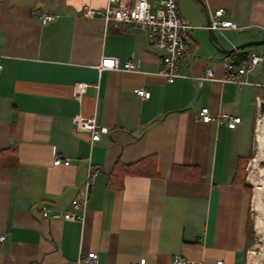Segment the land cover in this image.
Listing matches in <instances>:
<instances>
[{
	"label": "crops",
	"instance_id": "crops-1",
	"mask_svg": "<svg viewBox=\"0 0 264 264\" xmlns=\"http://www.w3.org/2000/svg\"><path fill=\"white\" fill-rule=\"evenodd\" d=\"M105 3L0 0V151L14 148L16 159L0 165V264H62L91 251L96 260L79 264H133L140 257L172 264L176 254L195 264H245L247 165L264 66L247 72V84L222 82L227 52L208 41L205 12L222 7L223 18L237 26L217 30L229 50L264 39V0H176L194 47L171 83L157 74L158 53L139 27L80 15L83 5ZM40 9L54 19L41 24ZM251 51L264 53V45L233 52ZM102 57L130 60L138 69L98 70ZM207 67L214 79L196 82ZM76 81L89 85L81 102L72 96ZM141 86L148 98L135 94ZM201 107L241 122L234 129L203 123ZM77 114L94 116L108 132L91 144L88 133L72 127ZM55 152L70 163L53 165ZM88 166L100 171L84 220L63 219L58 213L79 199Z\"/></svg>",
	"mask_w": 264,
	"mask_h": 264
},
{
	"label": "built area",
	"instance_id": "built-area-1",
	"mask_svg": "<svg viewBox=\"0 0 264 264\" xmlns=\"http://www.w3.org/2000/svg\"><path fill=\"white\" fill-rule=\"evenodd\" d=\"M225 10L219 7L214 10L210 18L208 28L213 30L233 29L237 26L230 19L223 18ZM80 15L83 18H101L106 25H133L144 31L150 47L156 50L159 57V69L157 74L163 76L168 83L173 82L178 73V61L185 56H188L193 47L192 42L187 37L188 30L192 27L177 12L176 0H106L102 7H93L83 5L80 8ZM36 17L41 24H45L54 19V15L43 9L36 12ZM104 58V59H103ZM264 53L251 51L247 53L243 60L236 62L228 56L222 59L224 75L222 82H230L236 86L247 84L245 76L247 72L257 65H263ZM117 69L119 71H136L137 64L126 60L122 64L116 57H102L99 64L96 66L98 70L103 68ZM1 73V64H0ZM215 73L212 68H205L203 73L194 78L196 82L203 79H214ZM89 85L84 81H76L73 84L72 96L81 102ZM137 96L148 98L150 92L145 87H137L134 89ZM259 100H256L259 106ZM197 119L203 123L215 122L219 126H225L229 129H234L240 122L241 117L235 114H213L208 107H201L197 112ZM72 127L79 132H86L89 135L90 143L100 140L101 136L108 132V128L97 123L94 116H82L80 114L72 117ZM257 124V122H256ZM69 159L62 157L58 152H55L52 157L53 165H68ZM99 168L88 166L84 183L81 189L79 199L72 202L68 210L60 211L58 215L63 219H76L83 222L85 210L90 193L91 186L96 175L99 173ZM250 170L247 169V177ZM41 215L44 218H50L53 213L45 207H41ZM77 211V213H73ZM5 240V233L0 229V244ZM96 260L95 252H88L86 255L78 254L75 261L65 260L62 264H79L81 261L93 263ZM133 264H146L144 257H140ZM172 264H195V261L186 258L182 254H176L172 257ZM215 264H224L221 259L216 260Z\"/></svg>",
	"mask_w": 264,
	"mask_h": 264
},
{
	"label": "rangeland",
	"instance_id": "rangeland-1",
	"mask_svg": "<svg viewBox=\"0 0 264 264\" xmlns=\"http://www.w3.org/2000/svg\"><path fill=\"white\" fill-rule=\"evenodd\" d=\"M263 119H264V113H259L255 119V126L257 120H263ZM257 145L258 144L255 137L252 154L250 156V160L247 165V169L250 170V172L252 171V167L254 166L252 161L255 159L257 155V151H258ZM256 167H259L260 170H264V160H260ZM248 183L250 184L252 190V204H251V220H250V240L248 242L245 264H249L248 257L251 253L254 254L256 257L258 256L260 263L264 264V233L257 232L254 226L256 222L255 219L257 216V213L254 210L264 211V191H262L261 200L257 201L254 195L255 194L254 181L250 178L249 174H248Z\"/></svg>",
	"mask_w": 264,
	"mask_h": 264
},
{
	"label": "bare ground",
	"instance_id": "bare-ground-1",
	"mask_svg": "<svg viewBox=\"0 0 264 264\" xmlns=\"http://www.w3.org/2000/svg\"><path fill=\"white\" fill-rule=\"evenodd\" d=\"M256 136H257V155L253 162L252 171L249 173L250 178L254 181V192H255V199L261 200L262 191H264V170H260L259 167H256L260 160H264V119L257 120V129H256ZM257 213L256 222H255V229L257 232L264 233V211L255 210ZM249 264H262L258 256L256 257L254 254H250L249 257Z\"/></svg>",
	"mask_w": 264,
	"mask_h": 264
},
{
	"label": "water",
	"instance_id": "water-1",
	"mask_svg": "<svg viewBox=\"0 0 264 264\" xmlns=\"http://www.w3.org/2000/svg\"><path fill=\"white\" fill-rule=\"evenodd\" d=\"M209 25H210V18H209V15L207 14V12H205V26L204 27L206 28L207 33H208V38L207 39H208V41L210 43H212L216 47H218V49L224 50V52L226 51V52L231 53L234 50L239 49V48H245V47H248V46L264 45V39H262V40H256V41H249V42L243 43L241 45L232 47L229 50L222 49L221 48V40H220L219 33L217 32V30H213L211 28H208ZM258 110H259L260 113H264V100H262L259 103Z\"/></svg>",
	"mask_w": 264,
	"mask_h": 264
},
{
	"label": "trees",
	"instance_id": "trees-1",
	"mask_svg": "<svg viewBox=\"0 0 264 264\" xmlns=\"http://www.w3.org/2000/svg\"><path fill=\"white\" fill-rule=\"evenodd\" d=\"M246 52H241L239 54H235V52H227L225 55L235 59V61L238 63L243 60L244 56L246 55ZM264 66V63H263ZM15 149L14 148H8L6 150L0 151V165L2 164H14L15 162V157H14ZM153 163V160H152ZM11 164V165H12Z\"/></svg>",
	"mask_w": 264,
	"mask_h": 264
}]
</instances>
